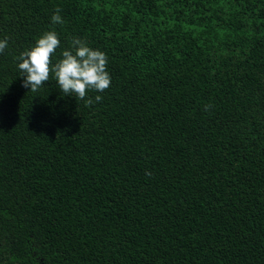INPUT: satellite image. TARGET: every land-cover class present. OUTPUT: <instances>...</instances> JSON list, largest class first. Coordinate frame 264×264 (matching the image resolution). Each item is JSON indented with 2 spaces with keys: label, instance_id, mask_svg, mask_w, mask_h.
I'll return each instance as SVG.
<instances>
[{
  "label": "trees",
  "instance_id": "1",
  "mask_svg": "<svg viewBox=\"0 0 264 264\" xmlns=\"http://www.w3.org/2000/svg\"><path fill=\"white\" fill-rule=\"evenodd\" d=\"M47 31L110 87L25 88ZM0 38V264H264V0H0Z\"/></svg>",
  "mask_w": 264,
  "mask_h": 264
},
{
  "label": "clouds",
  "instance_id": "2",
  "mask_svg": "<svg viewBox=\"0 0 264 264\" xmlns=\"http://www.w3.org/2000/svg\"><path fill=\"white\" fill-rule=\"evenodd\" d=\"M53 24H62L60 9L51 17ZM9 46L7 38H0V54ZM61 46V40L55 31L43 33L35 45L23 51L18 58V70L22 84L31 91H37L49 81L50 73L65 96L84 100L87 93H102L110 87L111 76L107 70L106 54L80 38H73L71 47L63 50L61 59L52 63L51 58ZM95 100L100 102L101 95Z\"/></svg>",
  "mask_w": 264,
  "mask_h": 264
}]
</instances>
